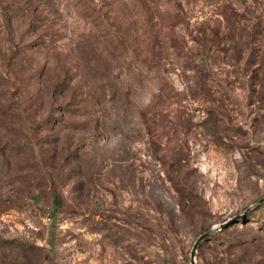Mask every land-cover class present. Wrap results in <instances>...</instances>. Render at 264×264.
<instances>
[{
	"label": "rangeland",
	"instance_id": "1",
	"mask_svg": "<svg viewBox=\"0 0 264 264\" xmlns=\"http://www.w3.org/2000/svg\"><path fill=\"white\" fill-rule=\"evenodd\" d=\"M262 198L264 0H0V264H264Z\"/></svg>",
	"mask_w": 264,
	"mask_h": 264
},
{
	"label": "water",
	"instance_id": "2",
	"mask_svg": "<svg viewBox=\"0 0 264 264\" xmlns=\"http://www.w3.org/2000/svg\"><path fill=\"white\" fill-rule=\"evenodd\" d=\"M263 201H264V198L258 200L253 206L258 205V204L262 203ZM233 221H235V220H230L226 224V226L229 225V224H231V223H233ZM210 233H211V231H208V232L200 235L199 237H197V239L193 243V245L191 247V250H190V253H189V264H195L194 258H195L196 250H197L199 244L208 238V236L210 235Z\"/></svg>",
	"mask_w": 264,
	"mask_h": 264
}]
</instances>
